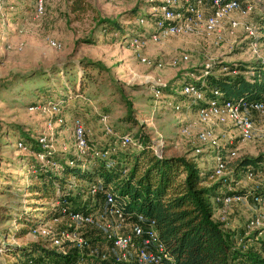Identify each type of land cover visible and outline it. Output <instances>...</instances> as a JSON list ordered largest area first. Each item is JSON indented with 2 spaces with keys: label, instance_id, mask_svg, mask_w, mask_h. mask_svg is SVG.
Wrapping results in <instances>:
<instances>
[{
  "label": "rangeland",
  "instance_id": "obj_1",
  "mask_svg": "<svg viewBox=\"0 0 264 264\" xmlns=\"http://www.w3.org/2000/svg\"><path fill=\"white\" fill-rule=\"evenodd\" d=\"M35 2L10 0L9 8L0 16V185L2 188L8 183L11 187L19 186L1 190L0 203L23 209L28 206L32 211L33 206L30 207L29 203L36 202L23 190V184L31 181L27 164L32 154L27 149L18 148L20 131L51 133L50 145L57 151H74L71 119L80 118L87 128L88 139L95 146L122 132L135 136L140 130L158 147L169 145L173 154L190 153L192 156L199 146L196 136L200 130L211 128L217 133L218 130L221 133L233 130V135L238 134L232 126L212 121L200 123L196 114L197 104L188 98L181 100L165 90V93H157L156 89L157 85L169 83L180 71L190 72L191 77L198 81L206 75L204 67L213 63L226 64L225 69L230 70L245 67L248 70L243 74L249 77V62L264 60V43L251 38L246 29L253 28L255 38L259 35L256 19L264 9V0H242L246 13L235 12L221 19L210 34L198 29L158 41L149 39L150 28L145 22L135 19L129 22L123 16L130 10L138 14L151 13L153 9L152 4H148L149 0H87L91 7L78 13L70 10L68 0H47L45 12L40 17L35 16ZM202 8L210 14L212 6L209 0H205ZM97 15L122 22L126 26V35L102 29L95 20ZM231 19H235L238 26L231 28ZM129 25L133 26L128 31ZM89 38L94 42H85ZM51 40L60 42L61 48L52 47L49 44ZM19 45L21 48L17 49ZM139 54L148 62H141ZM184 55L186 59H182ZM83 60L97 65L83 70ZM173 60L177 61L174 66L171 64ZM48 81L54 84L53 97H57V91L63 90V85L71 94L73 92V99L63 112L65 125L51 130L46 129L42 115L28 110L30 103L47 100H37L36 95L40 88H48ZM81 84L85 85L84 98L74 93L80 91ZM175 105L180 108L175 109ZM128 109L131 110L128 112ZM252 117L255 122L253 137L235 144L237 156H255L264 151V113H253ZM104 122L111 127L113 135L105 133ZM184 126L189 128L188 134L181 133ZM209 152L205 149L202 154L210 156V160L207 157L199 161V166H214V156ZM194 157L199 159L202 156ZM261 175L264 176V171L256 172L255 178L246 179L237 186L246 192L250 188L262 187L264 179L257 181ZM87 198L82 197L79 205H90L92 202ZM244 199L247 206L243 222L257 208L250 195ZM93 201L97 198L94 197ZM10 223L15 226L13 222H5ZM67 224L68 219L62 217L42 225L59 228ZM257 232H262L264 237V229ZM31 239L44 238L30 233L19 240ZM259 241L254 242L264 255V240ZM3 259L0 252V263Z\"/></svg>",
  "mask_w": 264,
  "mask_h": 264
},
{
  "label": "trees",
  "instance_id": "obj_2",
  "mask_svg": "<svg viewBox=\"0 0 264 264\" xmlns=\"http://www.w3.org/2000/svg\"><path fill=\"white\" fill-rule=\"evenodd\" d=\"M68 1L73 13L91 7L87 0ZM148 4L157 6L160 2ZM123 16L129 22L139 18L152 19L150 13L138 14L135 10ZM95 20L106 31L114 30L126 35V26L116 18H100L97 15ZM132 26H127V30ZM257 31L259 35L254 39L264 43V9L257 20ZM85 42L94 41L89 38ZM83 63V70L97 65L88 60H83ZM227 66L223 63L205 66L206 75L198 81L191 77L190 72L180 71L169 83L157 85V89L162 93L165 90L168 94H175L183 100L187 97L181 92L182 87L193 82L202 86L206 96L211 94V89H216L229 101L264 104V60L249 62V77L243 74V71L248 70L245 67L230 70L225 69ZM47 83L48 88H40L36 98L47 99L39 103H56L59 115L64 117V108L73 99V92L71 94L69 88L63 85V90L57 91V97H53L54 84L51 81ZM84 86L81 84L80 91L74 92L78 97L84 98ZM64 125L65 121L57 128ZM41 134L20 131L18 136L21 148L32 154L27 164L31 181L23 184V190L27 196L30 195L28 198L36 202L29 203L30 207L33 206L32 211L28 210V206L23 209L0 203V252L4 256L0 264H53L79 257H82L79 264H100L101 254L106 252L109 243L100 230L93 226L81 224L77 227V231L97 249L93 254H89L88 248H72L68 255H63L51 247L48 237L41 235L38 236L44 239H19L32 233L38 226L55 219L58 221L62 217H66L69 224L57 229H74L75 223L61 213V208L94 213L102 209L106 192L113 193L114 203L127 216L136 219L141 215L146 224L154 223L166 254L159 264H264V255L249 240L251 233L258 230L245 233L228 231L225 220L220 216L215 217L213 205L214 198L219 196L247 194L244 190H234L232 187L243 180L250 169L264 164V151L255 156L243 154L232 157L226 165L229 174L217 178L212 168L200 167L190 153H170L169 145L158 147L140 130L135 136L130 132H122L110 140L105 139L98 146L88 139L87 133V153L57 151L50 143V146L44 147L38 140ZM107 134L113 135V130ZM124 135H129L131 141L123 143ZM228 147H235V144L223 145L221 152H225ZM11 186L10 183L4 188L0 185V192L19 187ZM84 196L92 203L82 207L79 201ZM94 197L97 198L95 202ZM6 221L13 222L15 226L5 224ZM240 237L242 240L239 242ZM96 244L105 247L100 249Z\"/></svg>",
  "mask_w": 264,
  "mask_h": 264
},
{
  "label": "built area",
  "instance_id": "obj_3",
  "mask_svg": "<svg viewBox=\"0 0 264 264\" xmlns=\"http://www.w3.org/2000/svg\"><path fill=\"white\" fill-rule=\"evenodd\" d=\"M148 3L160 2V5L152 4L153 11L150 13L152 19L139 18L137 21L145 22L150 31L149 39L158 41L173 35H183L192 33L201 29L206 34L214 32L219 21L232 13H246V9L242 0H209L212 10L210 14L203 11L202 6L205 0H149ZM10 0H0V16L2 11L7 8ZM47 0H36L34 12L36 17H40L45 12V4ZM231 28L238 26L235 19L229 21ZM247 33L251 38H255L253 28H247ZM254 43V42H253ZM49 44L54 48H61V43L51 40ZM20 49L21 46H17ZM186 55L182 59H186ZM141 62L148 60L138 55ZM173 66L177 64L176 60L171 63ZM160 66V63H157ZM209 64H207L208 66ZM206 72V71H205ZM147 81L148 78H145ZM152 81V80H150ZM159 93V90L156 89ZM181 92L194 104H197V119L200 123L216 122L218 124L232 126L238 131L237 135L227 131L224 136L226 140L223 143L221 136L214 129L205 128L197 133V141L199 146L194 149L196 155H201L205 149L211 151L214 156L213 175L217 178L226 177L229 171L226 169L228 161L236 156L235 148L228 147L225 152H221V147L225 144L233 145L237 141H247L253 137L255 130L254 118L251 112L264 113V104L261 102H233L226 100L222 94L211 89L210 95L206 96L202 86L189 82L182 87ZM175 109L180 106L175 105ZM29 111L36 112L45 118V126L47 130L57 127L65 121V118L59 115V108L56 103L46 101L43 103L32 104L28 107ZM104 129L107 133H111V128L104 122ZM74 150L79 153H87V129L80 118H74L72 121ZM181 133L188 134L189 128L182 127ZM264 135V130H263ZM51 133L41 134L38 137L39 142L44 147L50 146ZM131 141L129 135L123 136V143ZM17 145L21 147V143ZM158 146V145H157ZM199 153V154H198ZM40 158L43 157L40 155ZM254 175L253 170L246 173V177L251 178ZM95 187L92 188V191ZM250 196L257 208L252 212L246 223L247 232L264 229V185L253 189ZM237 194H228L214 198L222 204L220 217L225 220L230 204L239 199ZM61 213L67 215L69 219L75 223L74 229L68 228H50L40 225L35 228L32 233L48 237L51 247L57 249L63 255H68L72 248L89 249V254L97 251L92 247L87 239L77 231L79 225H89L100 230L103 237L109 243L106 252L101 254L100 264H159L163 256H166L163 243L158 237V233L154 227V223H145L143 216L138 215L133 219L124 214L120 208L114 203V195L112 192H106L101 210L94 213L73 211L67 207L61 208ZM55 219L54 221H56ZM242 237L239 238V242ZM82 257L75 260H62L53 264H79ZM252 264V263H248Z\"/></svg>",
  "mask_w": 264,
  "mask_h": 264
},
{
  "label": "crops",
  "instance_id": "obj_4",
  "mask_svg": "<svg viewBox=\"0 0 264 264\" xmlns=\"http://www.w3.org/2000/svg\"><path fill=\"white\" fill-rule=\"evenodd\" d=\"M258 17H259V15H258ZM258 17H257V19H256V23H257V20H258ZM253 113H257V112H251V114H252V116H253ZM196 114H197V110H196ZM254 118V117H253ZM221 129V128H220ZM222 131L220 130H218V133L217 134H219L220 136H221V140H222V142L224 143L225 142V140H226V136H224V134L226 133V131L225 132H223V133H221ZM233 132V130H231V132L230 133H232ZM240 141H237L236 143H239ZM235 143V144H236ZM172 151H170V153H171ZM209 153H211V154H213L211 151L209 152ZM192 154H194L193 156H197L195 153H192ZM200 156H202L201 158H199L198 159V157H195L196 159H197V162H199V161H204L208 156H205V155H203V154H201ZM209 159H208V161L210 160V156L208 157ZM204 164V163H203ZM203 167H204V165H202ZM201 167V166H200ZM253 171H255L254 172V175H253V177H251V178H248V177H244L243 178V180H241L240 182H238L237 184H235V186L233 187V189L234 190H244L243 189V187H238L237 185L238 184H240V183H242L243 181H245L246 179L248 180H252L253 178H255V173L257 172V173H262L263 171H264V164L261 166V167H259V168H255ZM264 179V176H260V179H257V181H262ZM253 182V181H252ZM246 191V190H245ZM252 191H253V189H249V190H247V194H245L244 196H240V198L239 199H237V200H235V201H233L231 204H230V210L227 212V214H226V217H225V222H226V224H225V227H226V229L228 230V231H238L239 233H245V232H247V229H246V223H247V220L246 221H244L243 222V216H244V213H245V209H246V203H247V201L244 199L245 197H246V195H250V193H252ZM250 199H251V202L255 205V206H257L254 202H253V199H252V197L250 196ZM213 205H214V209H215V212L217 211L218 213V215L215 213V217H217V216H219L220 215V211H221V206H222V204L220 203V202H218L217 200H213ZM254 211V210H253ZM251 215V214H250ZM252 235H251V238H249V240H250V242H254L255 240L257 241V242H260L259 240H264V237H262V232H254V233H251ZM257 242H254L253 244L255 245V247L256 248H258L257 247ZM91 245V244H90ZM96 245H98V244H96ZM99 247H100V249L101 248H104L105 247V245H103V244H99ZM259 249V248H258Z\"/></svg>",
  "mask_w": 264,
  "mask_h": 264
}]
</instances>
